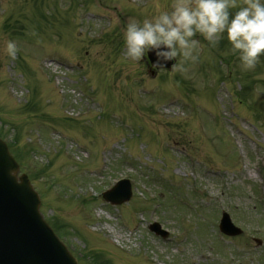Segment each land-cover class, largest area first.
<instances>
[{
    "label": "rangeland",
    "instance_id": "rangeland-1",
    "mask_svg": "<svg viewBox=\"0 0 264 264\" xmlns=\"http://www.w3.org/2000/svg\"><path fill=\"white\" fill-rule=\"evenodd\" d=\"M172 3L0 0V131L28 153L18 175L47 168L29 178L39 212L76 259L264 264V57L245 71L226 37L197 34V62L152 77L124 30ZM120 179L132 197L111 206L101 193ZM222 212L240 236L218 232Z\"/></svg>",
    "mask_w": 264,
    "mask_h": 264
},
{
    "label": "clouds",
    "instance_id": "clouds-1",
    "mask_svg": "<svg viewBox=\"0 0 264 264\" xmlns=\"http://www.w3.org/2000/svg\"><path fill=\"white\" fill-rule=\"evenodd\" d=\"M197 34L212 47L226 37L241 68L254 70L264 57V0H173L157 14L127 23L124 55L140 63L151 52L153 68L164 69L175 60L171 71L186 70L189 62L199 60L202 46ZM18 51L14 39L6 41L10 58L15 59ZM262 93L257 91L256 99Z\"/></svg>",
    "mask_w": 264,
    "mask_h": 264
},
{
    "label": "water",
    "instance_id": "water-1",
    "mask_svg": "<svg viewBox=\"0 0 264 264\" xmlns=\"http://www.w3.org/2000/svg\"><path fill=\"white\" fill-rule=\"evenodd\" d=\"M148 59L152 67L154 54L150 52ZM172 65L173 61H168L164 69L170 70ZM16 172L15 162L0 141V264H76L42 221L38 214V198L28 180L24 176L16 179ZM102 197L113 205L127 202L131 197L130 185L121 181ZM219 228L228 236L241 233L225 213ZM150 230L166 236L156 224Z\"/></svg>",
    "mask_w": 264,
    "mask_h": 264
},
{
    "label": "trees",
    "instance_id": "trees-1",
    "mask_svg": "<svg viewBox=\"0 0 264 264\" xmlns=\"http://www.w3.org/2000/svg\"><path fill=\"white\" fill-rule=\"evenodd\" d=\"M13 153H15L16 155L15 156H19V153L20 151L19 150H14ZM87 259H90L91 260V264H102V263H99V256H95V255H89Z\"/></svg>",
    "mask_w": 264,
    "mask_h": 264
}]
</instances>
